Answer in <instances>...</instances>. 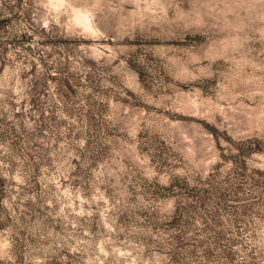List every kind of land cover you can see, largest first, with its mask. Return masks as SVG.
I'll list each match as a JSON object with an SVG mask.
<instances>
[{
  "label": "rangeland",
  "instance_id": "rangeland-1",
  "mask_svg": "<svg viewBox=\"0 0 264 264\" xmlns=\"http://www.w3.org/2000/svg\"><path fill=\"white\" fill-rule=\"evenodd\" d=\"M0 264H264V0H0Z\"/></svg>",
  "mask_w": 264,
  "mask_h": 264
}]
</instances>
